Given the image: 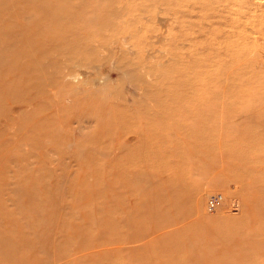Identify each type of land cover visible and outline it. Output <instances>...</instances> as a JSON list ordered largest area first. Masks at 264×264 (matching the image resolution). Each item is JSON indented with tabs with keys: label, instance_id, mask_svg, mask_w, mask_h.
I'll use <instances>...</instances> for the list:
<instances>
[{
	"label": "rangeland",
	"instance_id": "rangeland-1",
	"mask_svg": "<svg viewBox=\"0 0 264 264\" xmlns=\"http://www.w3.org/2000/svg\"><path fill=\"white\" fill-rule=\"evenodd\" d=\"M0 264H264V0H0Z\"/></svg>",
	"mask_w": 264,
	"mask_h": 264
},
{
	"label": "built area",
	"instance_id": "built-area-1",
	"mask_svg": "<svg viewBox=\"0 0 264 264\" xmlns=\"http://www.w3.org/2000/svg\"><path fill=\"white\" fill-rule=\"evenodd\" d=\"M222 202L221 194H212L208 197L206 201V207L208 210H213Z\"/></svg>",
	"mask_w": 264,
	"mask_h": 264
}]
</instances>
